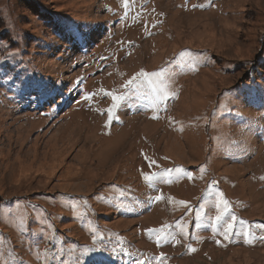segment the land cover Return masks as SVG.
I'll return each instance as SVG.
<instances>
[{
    "label": "rangeland",
    "instance_id": "1",
    "mask_svg": "<svg viewBox=\"0 0 264 264\" xmlns=\"http://www.w3.org/2000/svg\"><path fill=\"white\" fill-rule=\"evenodd\" d=\"M0 264H264V0H0Z\"/></svg>",
    "mask_w": 264,
    "mask_h": 264
},
{
    "label": "snow or ice",
    "instance_id": "2",
    "mask_svg": "<svg viewBox=\"0 0 264 264\" xmlns=\"http://www.w3.org/2000/svg\"><path fill=\"white\" fill-rule=\"evenodd\" d=\"M139 75L143 77V76H146L147 74L144 73V72H141ZM152 75L158 77V76L161 75V73H154ZM131 83H132V81H129V84H131ZM149 83H152V81H149ZM112 98H113V100L117 99V97H115V96H113ZM111 119H112L111 110H109V120H111ZM176 171L178 173H181V174H183V172H184V170H182V169H176ZM189 178H191L190 174H189ZM145 179H149V178L146 177ZM157 199H160V198L157 197ZM220 205H223V210H221ZM217 211H218L219 214L215 217V220L217 222H220V221L224 220V215L227 212V202L224 201L223 199L218 200V202H217ZM235 219H236V217L232 216L230 220L224 221L226 226L223 229V236H224L225 239H228L232 235L233 230H234V221H235Z\"/></svg>",
    "mask_w": 264,
    "mask_h": 264
},
{
    "label": "trees",
    "instance_id": "3",
    "mask_svg": "<svg viewBox=\"0 0 264 264\" xmlns=\"http://www.w3.org/2000/svg\"><path fill=\"white\" fill-rule=\"evenodd\" d=\"M20 63H21L20 61H17L16 59H14L13 66L11 68L5 66V70L3 72V75L5 76L11 70L15 73V66L17 64H20ZM24 66H26V65H24ZM19 71H20V73H17V74H15L13 76L18 83H20V82L22 83L25 79L28 80L30 78L32 79L33 83L37 82V78L34 76V74H30L29 71L25 73L24 70H23V68H22V66L20 67ZM13 77L6 78V80H11Z\"/></svg>",
    "mask_w": 264,
    "mask_h": 264
}]
</instances>
